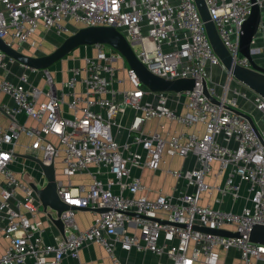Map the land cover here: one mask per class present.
I'll list each match as a JSON object with an SVG mask.
<instances>
[{
    "label": "built area",
    "instance_id": "1",
    "mask_svg": "<svg viewBox=\"0 0 264 264\" xmlns=\"http://www.w3.org/2000/svg\"><path fill=\"white\" fill-rule=\"evenodd\" d=\"M250 1L203 0L219 42L233 63L243 68L249 64L238 53V38ZM253 1L261 12L264 0ZM87 27L113 28L150 74L166 81L190 79L193 87L180 93H151L117 52L93 45L88 48L94 55L82 56L78 65L69 68L57 91L47 74L26 69L0 51V223L7 240L0 264H60L64 257L76 259L78 250L88 243L100 246L112 264H121L114 256L116 246L124 252L165 257L168 264H193L199 259L216 264L214 249L235 250L238 264H253L252 259L264 255L263 246L249 241L253 226L264 227L262 98L221 67L193 0H0V40L17 52L21 45L36 48L32 37L40 33L65 38ZM12 64L22 68L20 73L10 69ZM218 68L223 69L220 85L211 74ZM36 72L42 73L43 87L29 77ZM202 84L216 104L207 100ZM40 97L46 100L39 103ZM239 100L260 115L262 128L253 124L262 143L234 112L239 111ZM127 110L132 112L127 139L119 144L115 119ZM19 115L35 125L23 126L17 121ZM162 119L181 130L166 131L164 136L143 132L146 122ZM198 125L202 132L196 130ZM157 128L164 130L163 125ZM20 134L27 141L24 156L43 166L53 163L54 176L60 177L57 161L67 179L66 183L55 180V194L69 210L59 215L63 236L55 237L52 244L43 242L41 222L35 219L41 206L31 186L43 188L42 173L31 161L40 173L37 181L31 169L21 167L17 176L10 168L19 160L14 148ZM163 152L168 157L194 158L195 166L189 170L165 171L193 190L173 197L157 192L148 200L139 195L147 188L130 171L144 167L157 172ZM211 162L217 163L216 175L222 179L214 187L217 195L235 201L238 186H246L248 205L240 212L197 205L198 194L212 190L202 182ZM86 171L91 178L87 188L70 183V177ZM78 209L103 211L93 212L88 228L79 231L73 221ZM49 214L55 218V213ZM192 227L223 230L237 237L200 233Z\"/></svg>",
    "mask_w": 264,
    "mask_h": 264
},
{
    "label": "crops",
    "instance_id": "2",
    "mask_svg": "<svg viewBox=\"0 0 264 264\" xmlns=\"http://www.w3.org/2000/svg\"><path fill=\"white\" fill-rule=\"evenodd\" d=\"M261 17L264 19V9L262 12H260ZM262 22V18L260 20V23ZM260 27V26H259ZM259 31V30H258ZM257 31V32H258ZM41 34V33H40ZM38 34L37 36H33L32 38H35L36 40V48H26V50H22L23 52L18 51L21 54L27 55V53H32L33 55L39 52L43 45V40L40 39L39 37L41 36ZM257 34V33H256ZM255 34V35H256ZM53 37L51 39L53 40L54 43L61 42V40L64 39V37H57L51 34ZM38 48V50H37ZM84 47H81L79 49H82ZM90 49V48H89ZM37 50V51H36ZM75 54L76 52L73 51ZM89 53H93V50H91ZM86 54H83V52H79L78 50V55L77 58L74 56V58L71 57H65L61 61L57 62L56 65L53 67H50L47 70V75L50 77L53 86L55 90H59L60 83L64 81L67 77L68 74V69L76 66L80 62V58ZM90 55V54H89ZM117 65H120L119 62H117ZM20 73V71L18 72ZM215 75L218 74L217 69L213 71L211 74ZM30 79H32L31 76H29ZM37 81L36 84L38 86H42L41 83L38 81V78L36 79ZM215 81L217 79H214ZM41 81V80H40ZM217 85V84H216ZM128 86H126L127 88ZM79 91V86H75V92ZM219 93V91H216ZM40 101L39 103L44 102L46 99L44 97L39 98ZM238 107L239 111L251 116L252 114L256 117V123L258 124V128H262V124H260V115L254 111L253 109L250 110L252 106L245 101H238ZM132 115V112L130 110H127L122 116H118V121L116 122L117 125H119V134L116 135L117 141L124 142L127 139V126L128 122L130 120V117ZM17 121L22 124L25 127H32L35 125V123L28 119L25 118L22 115H19L17 117ZM158 125H163L164 130L159 131L157 126ZM181 130L180 126H178L175 123H169L165 120H150L146 122V124L143 126V132L148 133V132H159L161 136H164L166 134V131L170 134L172 132H177ZM196 130L199 132H202V126L198 125L196 127ZM20 140V149H23V146L27 143L26 139L22 134H20L18 141ZM218 141L220 143H224L220 138H218ZM136 152L141 153L139 148H135ZM20 159V157H19ZM16 166V167H15ZM17 166H20L19 168ZM25 166L24 164L19 163L17 160V163H14L10 166L11 170L18 175H20V169L21 167ZM30 166V165H27ZM195 166V160L191 155L186 156L185 158H181L178 156L174 157H168L165 152L161 154V159L159 163V170L157 172H151L148 169L141 167V168H132L130 171V175L134 177H139L140 182L147 188V192H141L139 195H145L148 200H152L157 192H160L164 195L167 196H176L177 194L181 192H186L189 193L193 190L192 187H187L185 186L184 182L182 180H175L173 177L169 176L168 174L165 173L166 169H170L173 171H178V170H189L192 167ZM217 163L211 162L210 163V171L203 177L202 182L209 187H212L211 191H205V192H200L198 194V200H197V205L200 207H208L212 209H217V210H222V211H227V212H233V213H238L242 210V208L246 207L248 205L247 202V194H246V186L244 184H240L238 186V195L239 198L235 201H232L229 196H219L216 193V190L214 189L215 186L219 185L221 183V177L216 175L217 172ZM58 170V169H57ZM56 170V171H57ZM91 172V170H89ZM32 173V170H31ZM33 174V173H32ZM85 178L86 181L78 184H74L72 182V178ZM55 180L62 181L63 183H66V181H63L60 177H55ZM69 181L72 185H80L83 186L84 188H87L89 184L91 183V178L89 176V173L83 172L81 174H77L75 176H72L69 178ZM2 184V178L0 177V185ZM210 192V193H208ZM50 212L47 210L46 213L43 212L42 209H40L39 214H37L35 219H38L41 222V227H42V240L45 244H52L54 242L55 237H59L60 234L59 232L54 228V226L49 222L47 219V215ZM94 216V213L89 210H84V209H78L74 211L73 214V221L74 224L79 231H84L88 228L90 221L92 220ZM3 224L0 223V255L3 253L4 249L7 246V240L3 236L1 227ZM217 252L218 255V261L216 264H238L239 259H238V252L235 250H220V249H214ZM188 254V253H187ZM114 256L118 260L119 263L121 264H168V260L165 257H156L148 252H135V251H130V252H124L120 250L119 247H115L114 249ZM253 264H264V255H260L257 258H254L251 260ZM27 264H31L28 262ZM60 264H112L107 255L104 253L102 248L98 246L95 243H88L85 244L83 247H81L78 252H77V258L72 259L70 257H64ZM193 264H203L202 260L199 259L197 262H194Z\"/></svg>",
    "mask_w": 264,
    "mask_h": 264
},
{
    "label": "water",
    "instance_id": "3",
    "mask_svg": "<svg viewBox=\"0 0 264 264\" xmlns=\"http://www.w3.org/2000/svg\"><path fill=\"white\" fill-rule=\"evenodd\" d=\"M193 1L195 3L200 19L203 22L205 34L210 47L219 60L221 67L227 74H229L233 78L234 81L247 88L253 94L258 95L264 101V69L254 64L251 58L250 49V44L255 34L257 33L260 23V10L257 5L254 4L253 0L250 1L251 6L249 15L241 27V34L238 38V53L249 64V68H243L233 63L231 57L227 54L226 50L219 42L204 6L203 0ZM93 45H105L113 51L117 52L123 59L124 64L131 71H133L138 82L151 93H180L190 91L193 87V81L190 79L166 81L150 74L134 57L123 37L111 27H87L77 29L72 34L61 40L60 44L53 51L43 56L34 57L21 54L5 46L1 40L0 51L12 61L23 66L26 69L41 71L47 74V70L52 65L64 59L75 49L81 47H90ZM202 86L203 93L207 100L212 104H216L217 102L207 95L204 84H202ZM234 112L243 117L248 122L258 141L262 143L251 117L239 111ZM19 157L23 160L31 161L32 163H34L42 173L45 181L43 188L41 190H36L33 186H31V188L34 191L43 212L46 213V211L49 210L50 212L55 213L54 219L51 218L50 214L47 215V219L62 237L63 228L58 217L61 213L69 210V207L60 202L55 194V176L53 163H50L48 166H43L39 161L34 160L28 156L22 155ZM102 211L103 210H93V212L96 213H100ZM192 230L216 236L237 237L236 234H230L223 230H211L200 227H192ZM249 241L253 244L264 247V227L253 226L249 232Z\"/></svg>",
    "mask_w": 264,
    "mask_h": 264
},
{
    "label": "rangeland",
    "instance_id": "4",
    "mask_svg": "<svg viewBox=\"0 0 264 264\" xmlns=\"http://www.w3.org/2000/svg\"><path fill=\"white\" fill-rule=\"evenodd\" d=\"M262 12V11H261ZM262 18V22L259 23V31L257 32V34L254 36V40H253V44H252V47H251V58H252V61L254 62L255 65H257L258 67L260 68H263L264 69V19L263 17H261V14H260V20ZM41 36L39 37L40 39L43 40V45L41 47V49L39 50V52H37L36 54H32V53H27L28 56H34V57H38V56H43V55H47L49 54L51 51H53L59 44L60 42L58 43H54L53 40L51 39V37H53L51 35V33H48V32H44V33H41L40 34ZM22 50H26V48H24L22 45L20 46V50L19 51H22ZM38 50V48H37ZM36 50V51H37ZM78 50L80 52H83V54H86V55H94L93 53H89L91 51V49H89L88 47H85V48H82V49H75L74 52H76L75 54L72 52V53H69L67 57H71V58H74V56L77 58V55H78ZM74 55V56H73ZM84 56V55H83ZM78 59V58H77ZM58 64V63H57ZM56 65V63L54 64V66ZM53 66V65H52ZM51 66V67H52ZM53 66V67H54ZM10 69L13 70L15 73H18L19 71H21V67H18L16 66L15 64H12L10 66ZM223 69H220L218 68L217 71H218V74L215 75L216 73L212 74L214 75V79H217L215 82V84L217 85H220L222 82H223V72H222ZM32 77V81H37L36 79L38 78V81L41 83L42 86H39V87H43V78L41 77L42 76V73L40 72H36L34 73L33 75H30ZM41 80V81H40ZM215 90L216 91H219V87L216 86L215 87ZM40 101V100H39ZM250 110H252L253 108H249ZM254 110V109H253ZM251 119L252 121L255 123L256 122V117L252 114L251 116ZM115 122H119L118 121V118L115 119ZM112 133L114 134L115 133V129L112 128ZM52 141H54L52 139ZM119 144H123L124 142H120L118 141ZM20 140L18 141V144L16 145V147L14 148V154L18 155V156H22L23 155V149L21 150L20 149ZM19 163L21 164H24L25 166H23V168H25L27 171H29L30 169L32 170V178L33 180L37 181L38 178H39V175L40 173L38 172L36 166H34V164H32L31 162L29 161H26V160H23V159H19L18 160ZM27 165H30V166H27ZM58 162L55 161V168H56V173L59 174V176L61 177V179L63 181H67V179L65 177H62L61 175V171H60V168L58 167ZM16 167V166H15ZM18 168L20 166H17ZM75 176V175H74ZM81 181L85 182L86 179L85 178H72V182L74 184H78V183H81ZM93 219V218H92ZM91 222V221H90Z\"/></svg>",
    "mask_w": 264,
    "mask_h": 264
}]
</instances>
